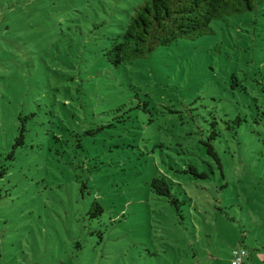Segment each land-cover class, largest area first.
Instances as JSON below:
<instances>
[{
  "label": "rangeland",
  "instance_id": "obj_1",
  "mask_svg": "<svg viewBox=\"0 0 264 264\" xmlns=\"http://www.w3.org/2000/svg\"><path fill=\"white\" fill-rule=\"evenodd\" d=\"M144 1L0 0V264H264V0L115 68Z\"/></svg>",
  "mask_w": 264,
  "mask_h": 264
},
{
  "label": "trees",
  "instance_id": "obj_2",
  "mask_svg": "<svg viewBox=\"0 0 264 264\" xmlns=\"http://www.w3.org/2000/svg\"><path fill=\"white\" fill-rule=\"evenodd\" d=\"M263 0H145L136 8L131 16L126 29L116 35L111 47L105 52L107 61L118 68L164 47H169L180 40L195 41L202 37L215 34L212 24L228 17L241 15L255 11ZM236 80L235 76L233 77ZM148 102L144 103V109ZM258 112L259 108H258ZM264 116V113H263ZM21 120V119H20ZM242 118L236 123L241 126ZM217 123H213V130L209 140L205 142L207 152L221 167V162L216 153L212 141L218 137L215 129ZM28 129L23 123L19 127L18 136L15 139L13 150L7 159H15L16 149L26 146ZM178 174H190L195 178L206 179V173L198 172L197 168L190 165L186 170H178L172 167ZM8 174V167L0 166V179ZM176 183L164 174L155 177L151 182L153 192L159 197L167 199L168 203L182 217V206L186 200H181L176 193ZM104 213L103 207L95 202L90 212L92 218Z\"/></svg>",
  "mask_w": 264,
  "mask_h": 264
},
{
  "label": "built area",
  "instance_id": "obj_3",
  "mask_svg": "<svg viewBox=\"0 0 264 264\" xmlns=\"http://www.w3.org/2000/svg\"><path fill=\"white\" fill-rule=\"evenodd\" d=\"M248 258H249V254L247 250L243 248L235 249L232 254L231 264H246Z\"/></svg>",
  "mask_w": 264,
  "mask_h": 264
}]
</instances>
